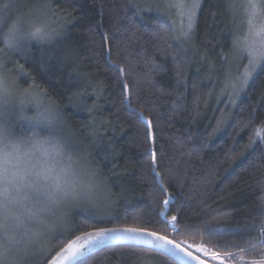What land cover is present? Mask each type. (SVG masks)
Here are the masks:
<instances>
[{
    "label": "trees",
    "instance_id": "16d2710c",
    "mask_svg": "<svg viewBox=\"0 0 264 264\" xmlns=\"http://www.w3.org/2000/svg\"><path fill=\"white\" fill-rule=\"evenodd\" d=\"M233 3L202 0L189 50L196 61L188 66L168 21L143 13L132 0H21L64 20V31L52 43L3 53L5 66L19 89L38 91L60 108L110 202L104 222L77 213L74 224L166 228L161 234L191 251L204 246L223 255L204 227L210 225L244 249H227L235 257L226 263L264 264L258 227L264 217V140L255 137L264 128V67L246 87L225 130L217 131L227 112L216 91L233 47ZM158 25L167 30L162 39L155 35ZM140 117L151 120V137ZM153 167L172 198L168 221L154 228L140 215L166 195L157 188ZM90 230L81 227L67 238ZM66 242L56 238L54 252L42 264ZM151 256L156 264H174L146 249L119 246L77 264H129Z\"/></svg>",
    "mask_w": 264,
    "mask_h": 264
},
{
    "label": "clouds",
    "instance_id": "9594fccd",
    "mask_svg": "<svg viewBox=\"0 0 264 264\" xmlns=\"http://www.w3.org/2000/svg\"><path fill=\"white\" fill-rule=\"evenodd\" d=\"M21 41L30 31L12 23ZM18 51L3 44L0 52ZM95 171L78 150L60 108L35 90L0 84V264L46 254L70 210L94 199Z\"/></svg>",
    "mask_w": 264,
    "mask_h": 264
},
{
    "label": "snow or ice",
    "instance_id": "6c2138e0",
    "mask_svg": "<svg viewBox=\"0 0 264 264\" xmlns=\"http://www.w3.org/2000/svg\"><path fill=\"white\" fill-rule=\"evenodd\" d=\"M179 10L181 16V23L179 32L175 36L176 39L183 38L188 40L191 37L194 25V18L196 10L199 7V0H192L191 4H185L183 0H176L171 5ZM11 4L8 2L0 3V43L6 44L9 47L15 46L18 51H23L30 42L48 41L52 39L53 33L45 30V27H35L27 33V40L21 41L15 31L9 30L5 32V28L9 25L6 24L7 12L10 9ZM249 10V24L251 25L252 19L257 16V5L253 0H249L247 5ZM186 17V22L185 18ZM159 31L155 33L158 38H163V33L167 31L163 25H158ZM258 36L264 35V29H261L256 33ZM234 41V45H235ZM261 48H264V40L261 42ZM243 53H246L249 58V65L242 74L240 87L235 89V94L239 95L240 92L244 91L249 85L250 81L254 78L255 73L260 67H264V51H262L259 57H255L252 51L248 48L241 49ZM123 71V69H121ZM0 84H3V76H0ZM127 87V85H125ZM234 102V101H233ZM143 116V113H141ZM148 125V135L152 136V122L146 119ZM257 137L264 140V136H261V130L257 129ZM152 155V163L155 164V153L151 149L149 150ZM152 172L155 177V183L160 192L165 193V198L162 200L153 199L152 202L141 210V219L144 224L152 225L153 228L156 224L168 221V217L165 215L170 209L169 205L172 202V198L167 195V189L165 188L163 181L160 177V173L156 171L155 167L152 168ZM96 175V174H95ZM91 202V201H88ZM108 213L103 210H98L95 216L98 218V224L102 223L108 217ZM161 217L164 218L161 221ZM177 216H171V226L173 230L176 229ZM81 227L90 228V231H84L82 236L78 235L75 239L67 238V242L64 246L60 247L59 251L56 252L55 256L47 260V264H74L75 261L80 260L81 257L86 256L89 252L94 249L106 248L112 241L130 242L134 241L135 244L122 243L119 247H137L146 246L148 250L160 251L169 255L174 260V264H191L192 261H197V264H206L205 260L201 257L193 255L191 251L181 247V244L177 241L170 239L167 235L161 234L166 231V228L160 230H153L149 227H133L128 225H117L113 227L97 226L96 224H73V230H79ZM208 229L209 234L212 236V243L224 250L223 255L218 252L209 253L208 249L204 246L197 248V252L203 251L205 256H211V259L219 261V264H225V258L233 259L235 254L227 251L229 248H239V244L226 240L221 234H219L210 225H205ZM257 227V225H252ZM258 227L261 229L260 235L264 236V217ZM240 251H244L243 248H239ZM51 251V250H49Z\"/></svg>",
    "mask_w": 264,
    "mask_h": 264
},
{
    "label": "rangeland",
    "instance_id": "374dc122",
    "mask_svg": "<svg viewBox=\"0 0 264 264\" xmlns=\"http://www.w3.org/2000/svg\"><path fill=\"white\" fill-rule=\"evenodd\" d=\"M8 2L11 4L10 9L6 10L7 12V20L6 24L11 25L12 23H19L24 26L28 30H32L35 27H45V30L53 33L52 39L48 41H40V42H30L29 45L23 51H15L17 53H23L26 51L32 44H48L52 43L55 40L59 39L62 36L64 31V20L59 19L56 16H53L42 6L36 8H28L25 5L21 4V0H0V3ZM176 0H132V4L136 5L140 8L141 11L145 14H154L157 17L163 18L168 21V23L172 26L175 31V35L179 32V27L181 23V16L179 14V10L177 8L172 7L171 5L175 3ZM185 4H191L192 0H183ZM257 5V16L252 19L251 25L249 24V10L247 5L249 0H234L233 3V11L235 12L236 20L233 26V47L232 51L229 54L228 61V69L226 70L223 77L218 82V87L216 91V98L225 101L227 112L221 119L218 124L217 131L219 133L223 132L228 124L230 113H232L238 104L239 100L245 93V90L240 92L239 95L235 94V89L240 87V82L242 79V74L245 72V69L249 65V58L246 53H243L241 49L248 48L249 51L253 52L255 57H259L260 53L264 51V48H261V42L264 40V35L258 36L256 35L261 29H264V0H253ZM202 4V0H199V7L196 10L193 31L190 39L184 40L183 38L177 39L180 41L181 47L184 54V59L188 66H191L196 61L195 56L190 55V48L193 46L194 36H195V23L197 13ZM186 22V17L184 18ZM234 41L236 42L234 45ZM13 51L6 50L0 52V76H4L8 78L15 84V79L13 78L11 72L6 68L5 61L3 59V53H12ZM260 69V68H259ZM257 70V72L259 71ZM256 72V73H257ZM255 73V75H256ZM16 86V84H15ZM17 87V86H16ZM234 101V102H233ZM261 130V136L264 134V128H259ZM257 133V132H256ZM74 137V136H73ZM256 140H260V137H257L255 134ZM78 150L86 157L89 162L91 168L95 171V176L98 184L97 193L91 202L82 203L70 210L68 219L64 226L57 231H55L49 241V250L46 254L44 253H34L28 261V264H42L53 252L54 246L53 242L58 237L66 238V234H70L67 237L73 234V217L77 213H83L87 215H91L95 217V213L98 210L105 211V208L109 207V198L108 194L105 190L103 184H101L99 178V172L96 167L91 163L89 158L86 156V151L82 144L78 142V140L74 137ZM200 247V246H198ZM191 246L190 249L193 252L201 257V259H205L211 264H219V261L211 259V256H205L203 251L197 252V248ZM209 253L210 251L208 249ZM129 264H156V258L154 256L151 257H141L134 259ZM225 264H230L226 263ZM239 264H251V263H243Z\"/></svg>",
    "mask_w": 264,
    "mask_h": 264
},
{
    "label": "water",
    "instance_id": "95a60500",
    "mask_svg": "<svg viewBox=\"0 0 264 264\" xmlns=\"http://www.w3.org/2000/svg\"><path fill=\"white\" fill-rule=\"evenodd\" d=\"M140 119L146 124L147 129H148V125H147V123H146V120H144L142 117H140ZM170 227H171V223H170ZM82 234H83V233H82ZM82 234H79V235L82 236ZM77 236H78V235H77ZM75 237H76V236H75ZM75 237L72 238V239H75ZM170 239H171V238H170ZM122 243L135 244L136 242H134V241H130V242L112 241V242L109 243V246L106 247V248H109V247H115V246H118V245H120V244H122ZM181 247H184V246L181 245ZM106 248L94 249L92 252H89L86 256L81 257L80 260L75 261L74 264H77V263H79L80 261H82V260H84V259L90 257L91 255L95 254L96 252H99V251H101V250H103V249H106ZM136 248H140V249H146V250H148V249L146 248V246H137ZM184 248H186V247H184ZM186 249H187L188 251H191V250H189L188 248H186ZM58 251H59V250H58ZM58 251H57V252H58ZM149 251H151V250H149ZM152 252H154V253H158V254H160V255H162V256H164V257H166V258H168V259H170V260H172V261L174 262L173 258H171L169 255H167V254H165V253H162V252H160V251H152ZM191 252L193 253V255H196L193 251H191ZM55 254H56V253H55ZM55 254H54L52 257H54ZM196 256H197V255H196ZM52 257H51V258H52ZM51 258H50V259H51ZM203 260H205V259H203ZM205 262H206V264H211V263H209V262L206 261V260H205ZM46 264H47V262H46ZM181 264H182V262H181ZM191 264H197V261H192Z\"/></svg>",
    "mask_w": 264,
    "mask_h": 264
}]
</instances>
